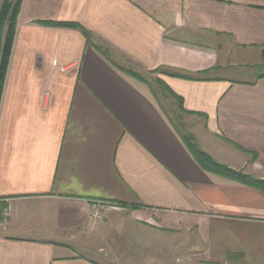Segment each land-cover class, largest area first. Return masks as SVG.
Returning a JSON list of instances; mask_svg holds the SVG:
<instances>
[{"label":"crops","instance_id":"0c3cea01","mask_svg":"<svg viewBox=\"0 0 264 264\" xmlns=\"http://www.w3.org/2000/svg\"><path fill=\"white\" fill-rule=\"evenodd\" d=\"M263 49L264 0H24L0 105V264H101L78 252L100 199L143 231L117 264H264V191L203 168L127 72H156L203 151L264 179V73L236 76Z\"/></svg>","mask_w":264,"mask_h":264},{"label":"rangeland","instance_id":"374dc122","mask_svg":"<svg viewBox=\"0 0 264 264\" xmlns=\"http://www.w3.org/2000/svg\"><path fill=\"white\" fill-rule=\"evenodd\" d=\"M14 1L15 0H9ZM19 21V18H18ZM18 26V24H17ZM263 57V50H262ZM264 60V57H263ZM241 66L236 68L238 70L236 76L241 79H252L260 73H264V63L259 66L252 65ZM132 68V66H131ZM134 73H138L146 83L150 85L153 96L157 99L159 104L164 109L167 116L171 118L173 123L183 132L190 133L188 120V113H184L179 109V103L169 94L166 88L160 82L154 71H143L136 67L130 69ZM96 203L101 209L102 218L90 231L83 235V243L78 248V252L86 254L92 259L101 264H117L118 260H125L135 257V254L140 258V251L132 249L131 246L136 241H141L143 236L142 228L133 226L128 213L122 210L119 206H114L111 202L106 200H96ZM111 214L113 216L111 217ZM107 225V226H105ZM103 226H105L103 228ZM167 247L172 248L174 240L172 236H166ZM172 250H167V258L172 256Z\"/></svg>","mask_w":264,"mask_h":264},{"label":"trees","instance_id":"16d2710c","mask_svg":"<svg viewBox=\"0 0 264 264\" xmlns=\"http://www.w3.org/2000/svg\"><path fill=\"white\" fill-rule=\"evenodd\" d=\"M24 0H15L13 1L6 0L0 10V105L3 97L6 77L9 69L10 59L13 51L14 41L17 33V24L18 18L21 13L22 4ZM52 24L63 25L76 27L74 23L70 22H54ZM88 41H91V35L85 31ZM263 57H264V49H263ZM135 78L144 81L138 73H134L131 70L127 71ZM170 75L187 77V75H180L177 73L169 72ZM264 76V74L262 75ZM162 85L166 88L169 94L179 103V109L184 113L190 114L183 106V98L174 93L162 80L159 79ZM146 82V81H145ZM171 123L177 129V131L181 134V137L195 159L199 162V164L208 171L213 173L220 174L222 176L237 180L244 184L257 187L264 191V179L254 178L252 175L244 173L243 171L236 170L226 166L222 163H219L215 159H213L209 154L203 151L195 137L191 133H183L171 120L168 116Z\"/></svg>","mask_w":264,"mask_h":264},{"label":"built area","instance_id":"2783aa9c","mask_svg":"<svg viewBox=\"0 0 264 264\" xmlns=\"http://www.w3.org/2000/svg\"><path fill=\"white\" fill-rule=\"evenodd\" d=\"M115 206V205H114ZM102 218L101 209L96 203L95 211L92 213V223L95 226Z\"/></svg>","mask_w":264,"mask_h":264}]
</instances>
